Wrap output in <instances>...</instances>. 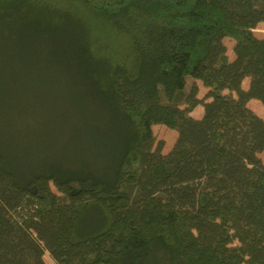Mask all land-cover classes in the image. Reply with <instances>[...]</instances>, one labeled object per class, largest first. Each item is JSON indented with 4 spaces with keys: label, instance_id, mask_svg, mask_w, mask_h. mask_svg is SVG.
Segmentation results:
<instances>
[{
    "label": "trees",
    "instance_id": "1",
    "mask_svg": "<svg viewBox=\"0 0 264 264\" xmlns=\"http://www.w3.org/2000/svg\"><path fill=\"white\" fill-rule=\"evenodd\" d=\"M261 22L264 0H0V264H264Z\"/></svg>",
    "mask_w": 264,
    "mask_h": 264
},
{
    "label": "rangeland",
    "instance_id": "2",
    "mask_svg": "<svg viewBox=\"0 0 264 264\" xmlns=\"http://www.w3.org/2000/svg\"><path fill=\"white\" fill-rule=\"evenodd\" d=\"M254 33L257 37L259 38H264V22H261L258 24L257 28L254 29ZM224 43L227 47V53L229 55V57L233 56V58L235 57V53L233 50L235 41L230 39L229 37L224 39ZM188 81H190V78L188 79ZM206 90L204 89V87L202 86V84L200 85V91L198 96L199 97H204ZM261 112H259L260 114H258L255 110V112L262 116L264 115V104L261 102ZM159 127H163V129H159ZM154 134H155V139H156V143H155V147L157 146L158 143H162V153H167L169 152L172 147L174 146V143L177 139L178 133L176 130L170 129L168 127H166L165 125H154ZM260 157L264 160V152L260 154ZM52 189L57 192L56 188L54 187V185H52ZM11 238L13 240H17L18 239V234L16 232H13L11 235ZM44 259L46 261L47 264H55L54 260L51 258L50 254L48 252L45 253L44 255Z\"/></svg>",
    "mask_w": 264,
    "mask_h": 264
},
{
    "label": "crops",
    "instance_id": "3",
    "mask_svg": "<svg viewBox=\"0 0 264 264\" xmlns=\"http://www.w3.org/2000/svg\"><path fill=\"white\" fill-rule=\"evenodd\" d=\"M230 59H233V56L230 57ZM198 85H199V89H200V85L202 84L201 81H198L197 82ZM202 86L204 87V89L206 90L205 92L208 91V89L202 84ZM242 86L245 90H248L249 89V86H250V78L249 77H246L244 80H243V83H242ZM206 94V93H205ZM202 98V97H200ZM209 100V99H208ZM248 106L252 109V110H255L258 114H260L259 112H261L260 110L262 109L261 108V101L257 100V99H251L249 100L248 102ZM204 113V107L203 105H198L192 112H191V115L194 116L195 118H201L202 115ZM261 117L264 118V115H262ZM157 125H160V124H157ZM153 129H154V126H153ZM159 129H163V127H159ZM155 130V129H154Z\"/></svg>",
    "mask_w": 264,
    "mask_h": 264
}]
</instances>
